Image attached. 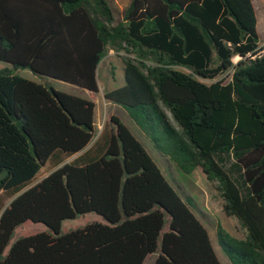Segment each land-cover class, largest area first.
<instances>
[{"label":"trees","instance_id":"16d2710c","mask_svg":"<svg viewBox=\"0 0 264 264\" xmlns=\"http://www.w3.org/2000/svg\"><path fill=\"white\" fill-rule=\"evenodd\" d=\"M257 24L252 0H130L120 21L109 0H0V62L12 66L0 68V264H143L153 253L154 264H222L194 199L183 200L118 115L96 136L93 100L17 73L99 92L108 49L122 53L125 80L105 97L184 173L200 167L216 183L247 231L238 238L218 224L231 263L264 264ZM89 212L107 223L59 232ZM27 220L54 233L20 237L5 254Z\"/></svg>","mask_w":264,"mask_h":264},{"label":"rangeland","instance_id":"374dc122","mask_svg":"<svg viewBox=\"0 0 264 264\" xmlns=\"http://www.w3.org/2000/svg\"><path fill=\"white\" fill-rule=\"evenodd\" d=\"M258 19L257 31L259 35L260 46L264 45V0H252ZM110 4L115 10L117 21L123 18L124 10L128 6L130 0H109ZM239 56H235L234 62H238ZM12 66L7 62H0V68ZM184 71L189 72L187 69L182 67H176ZM114 72V73H113ZM18 74L32 79L38 82H42L53 86L54 88L76 94L79 96L87 97L96 103L95 113V125H96V136L100 133L104 126L105 120L111 115H118L122 121L131 129L134 135L144 144L150 155L160 166L161 170L177 190L183 200L190 205L187 195L192 197L196 203L197 208L192 210L200 218L203 224L207 227L212 242L214 244L216 253L222 264H232L229 258L222 250L217 239V226L220 223L229 233L238 237L245 238L247 231L240 224L235 216L228 215L224 210V199L217 189L216 183L208 180L205 173L200 167L196 168L191 173H184L177 164L172 161L169 157L163 156L153 145L144 133L139 129L135 122L129 117L127 111L119 104H116L105 97V93L114 88L121 86L124 83V61L122 53H117L113 49H108L107 55L102 60L101 65L98 69V81H99V92H92L76 86L74 84L52 78L49 76H42L34 73L28 68H20L17 71ZM225 79L228 81L229 76L220 75L215 80ZM200 80L211 83L215 80L200 78ZM73 157L69 158L71 160ZM229 165V164H228ZM51 170L47 169V166H43L38 173L39 181L44 176L48 175ZM34 182V183H35ZM2 190L0 189V193ZM11 199L6 201L8 204ZM169 220V219H168ZM92 222H103L107 223V220L100 214L95 212H89L81 214L75 218H69L62 221L59 232L66 233L71 230L85 227ZM167 227V223H166ZM49 231L54 233V229L42 222H33L27 220L18 225L12 237L5 249V254L8 253L12 244L20 237L30 236L40 232ZM157 253L150 254L146 257L143 264H154Z\"/></svg>","mask_w":264,"mask_h":264}]
</instances>
